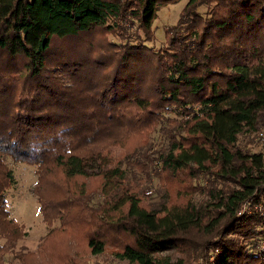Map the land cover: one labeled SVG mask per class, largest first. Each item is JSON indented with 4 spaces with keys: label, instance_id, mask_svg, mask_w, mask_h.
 Wrapping results in <instances>:
<instances>
[{
    "label": "trees",
    "instance_id": "1",
    "mask_svg": "<svg viewBox=\"0 0 264 264\" xmlns=\"http://www.w3.org/2000/svg\"><path fill=\"white\" fill-rule=\"evenodd\" d=\"M179 1L0 0V264H264V153L240 145L264 124V0H188L148 47ZM8 161L36 168L59 223L36 251L18 249Z\"/></svg>",
    "mask_w": 264,
    "mask_h": 264
},
{
    "label": "rangeland",
    "instance_id": "2",
    "mask_svg": "<svg viewBox=\"0 0 264 264\" xmlns=\"http://www.w3.org/2000/svg\"><path fill=\"white\" fill-rule=\"evenodd\" d=\"M188 0H181L178 3L171 4L160 8L158 11V18L153 23L154 39L147 41L146 45L150 48L161 49L166 47L167 37L166 32L169 28L178 24L180 15L185 8ZM208 6L200 7L202 15H206ZM129 14V13H128ZM131 15L126 17L125 27H128L129 32L136 36L138 33L137 28L133 27L131 23ZM141 34V32H139ZM131 35V36H132ZM142 36V34H141ZM142 38H146L143 37ZM80 73V72H79ZM79 79H92V77L81 74ZM151 141L154 142L158 149L159 144L163 143L162 137L158 133L151 135ZM240 145L246 152L252 154L264 153V124H262L256 132L251 134H244L240 137ZM8 165L14 172L15 183L7 193V200L9 210L11 212V218L21 224L24 228L26 237L19 243L18 249L26 251H36L37 248L49 232L59 227V223L56 222L54 226L48 227L40 213V206L34 196L33 190L37 183L36 168L27 165L15 164L12 161H8ZM139 178H142L139 176ZM163 190L160 180L154 178L151 180L150 186L145 190L144 198L147 203L158 206L161 202ZM101 202V198L97 197L93 202V207H98ZM115 250H108L104 255L91 257V264H128L124 260L117 259L114 256ZM8 264H15L16 260L13 256L7 257Z\"/></svg>",
    "mask_w": 264,
    "mask_h": 264
}]
</instances>
